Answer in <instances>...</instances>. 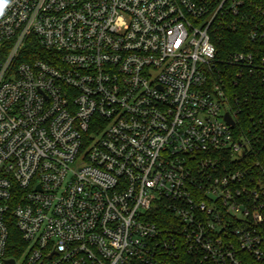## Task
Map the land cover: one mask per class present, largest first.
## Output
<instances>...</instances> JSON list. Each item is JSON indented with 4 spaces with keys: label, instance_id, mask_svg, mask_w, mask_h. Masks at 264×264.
<instances>
[{
    "label": "built area",
    "instance_id": "2783aa9c",
    "mask_svg": "<svg viewBox=\"0 0 264 264\" xmlns=\"http://www.w3.org/2000/svg\"><path fill=\"white\" fill-rule=\"evenodd\" d=\"M223 31L245 38L224 58ZM222 65L264 84V0H10L0 264L263 260L264 165Z\"/></svg>",
    "mask_w": 264,
    "mask_h": 264
},
{
    "label": "trees",
    "instance_id": "16d2710c",
    "mask_svg": "<svg viewBox=\"0 0 264 264\" xmlns=\"http://www.w3.org/2000/svg\"><path fill=\"white\" fill-rule=\"evenodd\" d=\"M222 35V40L216 42L219 56L222 58L237 48L235 47L237 41H245L240 34L223 31ZM31 49L35 52L33 48ZM28 58L31 59V57ZM221 67L223 68L221 76L227 86L233 108L236 110L237 130L251 141L253 147L254 154L247 162L259 159L264 165V84L257 77L237 72L235 68L224 65ZM174 216L170 210L162 208L160 214L154 219L165 225ZM13 243L19 245V235L15 230L13 231ZM181 261L182 264H213L209 260H199L189 254H182ZM243 264H264V259L257 260L246 255Z\"/></svg>",
    "mask_w": 264,
    "mask_h": 264
},
{
    "label": "clouds",
    "instance_id": "9594fccd",
    "mask_svg": "<svg viewBox=\"0 0 264 264\" xmlns=\"http://www.w3.org/2000/svg\"><path fill=\"white\" fill-rule=\"evenodd\" d=\"M9 2L10 0H0V16H3L4 10Z\"/></svg>",
    "mask_w": 264,
    "mask_h": 264
},
{
    "label": "water",
    "instance_id": "95a60500",
    "mask_svg": "<svg viewBox=\"0 0 264 264\" xmlns=\"http://www.w3.org/2000/svg\"><path fill=\"white\" fill-rule=\"evenodd\" d=\"M226 119L231 123V125H234V121L230 117L229 113L226 114ZM7 262H10L11 264H14V261L13 260H9Z\"/></svg>",
    "mask_w": 264,
    "mask_h": 264
}]
</instances>
